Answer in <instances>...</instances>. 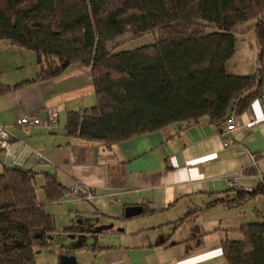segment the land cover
I'll list each match as a JSON object with an SVG mask.
<instances>
[{
  "label": "crops",
  "instance_id": "1",
  "mask_svg": "<svg viewBox=\"0 0 264 264\" xmlns=\"http://www.w3.org/2000/svg\"><path fill=\"white\" fill-rule=\"evenodd\" d=\"M254 40L253 62L229 73L256 72ZM27 50L0 43V86L8 88L0 92V123L43 152L42 159L29 158L23 167L36 173L40 200L47 174L63 187L59 200L44 201L56 229L49 245L36 251V264H60L63 252L74 254L78 264H229L223 240H238L242 224L264 220L258 179L264 172V97L236 115L238 128L228 134L227 145L221 134L227 121L220 129L207 118L171 123L118 143L86 139L70 135L67 125L69 115L97 103L91 68L71 64L59 76L33 81L40 66L28 53L32 68L23 71ZM9 63L15 68L11 73ZM53 105L61 107L55 129L21 131L22 115L45 120ZM0 162L2 170L12 166L1 149ZM76 182L92 195L73 193ZM246 191L259 192L240 201ZM131 206L142 212L127 217Z\"/></svg>",
  "mask_w": 264,
  "mask_h": 264
},
{
  "label": "trees",
  "instance_id": "2",
  "mask_svg": "<svg viewBox=\"0 0 264 264\" xmlns=\"http://www.w3.org/2000/svg\"><path fill=\"white\" fill-rule=\"evenodd\" d=\"M248 29L258 46L256 72L229 73ZM123 34L154 41L116 50ZM0 39L36 53L33 81L89 66L97 103L69 115L68 133L107 143L204 118L222 129L264 87V0H0ZM37 185L31 170L0 172V264H36V251L50 243L56 226L44 201L59 200L63 187L47 174L40 200ZM239 231L240 239L222 242L228 263L264 264V220Z\"/></svg>",
  "mask_w": 264,
  "mask_h": 264
},
{
  "label": "built area",
  "instance_id": "3",
  "mask_svg": "<svg viewBox=\"0 0 264 264\" xmlns=\"http://www.w3.org/2000/svg\"><path fill=\"white\" fill-rule=\"evenodd\" d=\"M262 97H264V87L259 95V98ZM60 109V105L50 106L47 109V118L45 120H42L36 114L22 115L20 119H18V125L25 134H30L34 127L39 126H44L49 130L55 129L59 123ZM236 128H238V119L236 115H232L228 118L225 128L221 130L225 145L231 142L228 134ZM0 149L4 152L5 157L10 161L12 166H19L21 168L24 167L25 161L29 158L33 157L40 160L44 157L42 151L32 148L24 140L16 138L9 127L2 123H0ZM258 179L260 184L264 187V172L259 173ZM84 188L85 187L76 182L73 185L72 191L78 196H91L92 190L86 188L84 190Z\"/></svg>",
  "mask_w": 264,
  "mask_h": 264
},
{
  "label": "rangeland",
  "instance_id": "4",
  "mask_svg": "<svg viewBox=\"0 0 264 264\" xmlns=\"http://www.w3.org/2000/svg\"><path fill=\"white\" fill-rule=\"evenodd\" d=\"M253 20H250L247 24H250ZM246 25V24H245ZM245 28V27H244ZM243 29V28H242ZM242 32V31H241ZM255 35L251 31L248 30L245 33H240L237 41V51L233 54L232 58L228 60L229 68H227L228 72H232V70L241 71L242 67H247L253 62L255 55H250V49L256 50L257 47L255 45ZM118 40H120L119 46L116 50H129L142 45L150 44L154 41V36L152 34H146L140 37H131L129 34L121 35ZM7 41L6 39H0V43H4ZM8 42V41H7ZM257 44V43H256ZM30 51V52H29ZM26 54L23 55V71L30 73V69L32 68V64L30 63V57L28 53H31L34 57L36 56L34 52L31 50H27ZM8 71L11 73L15 71L14 63H9L7 67ZM33 70V69H32ZM9 72H4L2 75H7ZM4 78V76L0 77V80ZM2 171V163L0 162V172ZM37 193L38 196L42 194L40 185H37Z\"/></svg>",
  "mask_w": 264,
  "mask_h": 264
},
{
  "label": "water",
  "instance_id": "5",
  "mask_svg": "<svg viewBox=\"0 0 264 264\" xmlns=\"http://www.w3.org/2000/svg\"><path fill=\"white\" fill-rule=\"evenodd\" d=\"M142 212L141 206H131L126 209L125 215L127 217L140 214ZM51 239V237H50ZM60 264H78L77 257L74 254L63 252L59 255Z\"/></svg>",
  "mask_w": 264,
  "mask_h": 264
}]
</instances>
